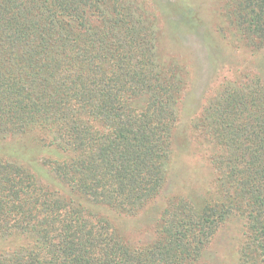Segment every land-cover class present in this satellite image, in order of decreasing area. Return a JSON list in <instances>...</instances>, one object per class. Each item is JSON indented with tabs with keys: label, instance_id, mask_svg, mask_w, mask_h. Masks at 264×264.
<instances>
[{
	"label": "trees",
	"instance_id": "trees-1",
	"mask_svg": "<svg viewBox=\"0 0 264 264\" xmlns=\"http://www.w3.org/2000/svg\"><path fill=\"white\" fill-rule=\"evenodd\" d=\"M223 10L262 56L264 0ZM161 35L127 0H0V138L47 152L44 174L0 153V264H201L238 219L237 264H264L263 57L192 122L215 173L205 195L170 198L154 237L133 238L108 215L176 188L191 70L163 58Z\"/></svg>",
	"mask_w": 264,
	"mask_h": 264
},
{
	"label": "rangeland",
	"instance_id": "rangeland-1",
	"mask_svg": "<svg viewBox=\"0 0 264 264\" xmlns=\"http://www.w3.org/2000/svg\"><path fill=\"white\" fill-rule=\"evenodd\" d=\"M139 11L155 20L160 36L159 48L165 60L175 59L191 70L187 77V98L176 129L175 154L172 160V193H164L137 214L108 211L115 225L133 238L156 235L157 218L167 201L175 196L205 195L215 178L206 144L195 142L192 122L202 112L207 100L215 96L221 85L241 73L239 66L251 68L262 56L235 33L223 16L226 0H127ZM216 64L219 70L215 69ZM218 66V65H217ZM221 68V69H220ZM239 68V69H238ZM254 71V69H253ZM189 97V98H188ZM201 106V107H200ZM198 108L199 111L194 112ZM29 138H0V153L34 168L42 174L45 148H37ZM44 174V173H43ZM243 220H233L217 235V242L201 264H237V248L242 236Z\"/></svg>",
	"mask_w": 264,
	"mask_h": 264
}]
</instances>
